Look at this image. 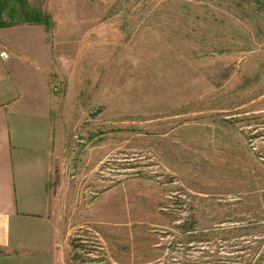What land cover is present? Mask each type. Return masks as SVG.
I'll use <instances>...</instances> for the list:
<instances>
[{
    "label": "rangeland",
    "instance_id": "1",
    "mask_svg": "<svg viewBox=\"0 0 264 264\" xmlns=\"http://www.w3.org/2000/svg\"><path fill=\"white\" fill-rule=\"evenodd\" d=\"M3 14L4 57L40 52L56 264H264V0Z\"/></svg>",
    "mask_w": 264,
    "mask_h": 264
},
{
    "label": "crops",
    "instance_id": "2",
    "mask_svg": "<svg viewBox=\"0 0 264 264\" xmlns=\"http://www.w3.org/2000/svg\"><path fill=\"white\" fill-rule=\"evenodd\" d=\"M20 32L22 44L30 42L40 48V34L34 40L30 27ZM3 53L2 50L0 264H56L58 248L49 218L53 124L41 100L40 52L16 50L7 57Z\"/></svg>",
    "mask_w": 264,
    "mask_h": 264
},
{
    "label": "trees",
    "instance_id": "3",
    "mask_svg": "<svg viewBox=\"0 0 264 264\" xmlns=\"http://www.w3.org/2000/svg\"><path fill=\"white\" fill-rule=\"evenodd\" d=\"M8 1L9 0H0V27H4V26H10L11 23H6L3 19L4 17V10L8 7ZM26 2V0H24ZM14 9L10 8V12L9 15L10 17H14L15 13H14ZM21 19H23V22H36V23H48V19L45 17V15L41 12V11H37V10H32V9H27V8H23L20 17Z\"/></svg>",
    "mask_w": 264,
    "mask_h": 264
}]
</instances>
